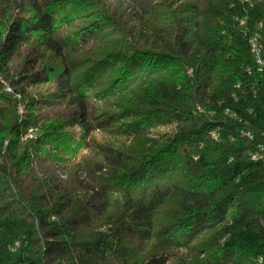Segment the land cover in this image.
<instances>
[{
  "label": "trees",
  "instance_id": "obj_1",
  "mask_svg": "<svg viewBox=\"0 0 264 264\" xmlns=\"http://www.w3.org/2000/svg\"><path fill=\"white\" fill-rule=\"evenodd\" d=\"M242 18L264 0H0V264H264V67ZM49 83L53 101L26 95ZM108 122L128 147L94 146Z\"/></svg>",
  "mask_w": 264,
  "mask_h": 264
},
{
  "label": "rangeland",
  "instance_id": "obj_2",
  "mask_svg": "<svg viewBox=\"0 0 264 264\" xmlns=\"http://www.w3.org/2000/svg\"><path fill=\"white\" fill-rule=\"evenodd\" d=\"M0 79V84L2 85ZM5 82V81H3ZM6 84H8L7 82H5ZM9 85V84H8ZM97 89H102L101 88H97ZM56 94V88L54 87L53 84L49 83V84H43V85H36V86H31L28 87L26 89V95H29L30 97H32L34 100L35 99H44V100H48V101H53L54 97ZM101 97L97 98V101L92 102V105L95 106L98 111L96 112V118L99 119L100 121H104L108 118L107 116H110V114L112 113H116L117 110L114 108H110V103L113 104L116 102L115 99H112L110 101V98L104 101H101L100 99ZM18 99V98H17ZM19 100V99H18ZM20 106L23 108V104H20ZM126 123V122H125ZM125 123L123 122H118V123H114L111 124L108 122L107 125V129L105 132H95L91 135V139L93 140L94 146H96L97 148L100 147L102 150H111V149H116L117 147H119V145H125L126 147H128L130 145V139L124 138V137H117L115 136V133L117 132V130L119 129H123L125 128ZM69 131H77V128H72ZM171 128H157L154 130L153 135L156 137V135H163V134H168L170 133ZM27 134H32L30 131H28ZM118 144H117V143ZM100 153V152H99ZM98 150L93 152L92 151V155L97 154V158L101 159L98 156ZM83 154H87V152L83 153ZM88 154H90V152H88ZM103 156V155H101ZM212 233H206L203 234L202 236H200L196 242H203L204 240L210 238L212 235ZM16 246H19L18 244H16Z\"/></svg>",
  "mask_w": 264,
  "mask_h": 264
},
{
  "label": "built area",
  "instance_id": "obj_3",
  "mask_svg": "<svg viewBox=\"0 0 264 264\" xmlns=\"http://www.w3.org/2000/svg\"><path fill=\"white\" fill-rule=\"evenodd\" d=\"M263 0L252 1V3H244L248 6L249 9L255 7L256 4H260ZM238 27L243 32V37L246 40L250 55L254 58V63L258 65L259 68L264 67V21H258L252 28H248L246 19H236ZM3 86V85H2ZM4 92H9L7 88L3 86ZM10 93V92H9ZM19 108V105H18ZM17 108V110H18ZM199 109V108H198ZM200 111V109H199ZM232 118H235V115L232 114ZM218 136L217 132L214 131ZM240 135L243 136L248 141L253 140L252 133L247 129H241L239 131ZM252 161H264V146L257 145L255 150L251 154Z\"/></svg>",
  "mask_w": 264,
  "mask_h": 264
},
{
  "label": "bare ground",
  "instance_id": "obj_4",
  "mask_svg": "<svg viewBox=\"0 0 264 264\" xmlns=\"http://www.w3.org/2000/svg\"><path fill=\"white\" fill-rule=\"evenodd\" d=\"M252 1H254V0H245V3H252ZM257 1V0H256ZM243 19V18H242ZM253 60H254V58H253ZM257 67H258V65H257ZM4 84V87L5 88H7L8 90H9V92H6V93H9V94H11L12 93V90H11V88L8 86V85H6L5 83H3ZM226 116H229V117H232V114L230 113V112H228V111H226L225 113H224ZM211 137L213 138V139H216L217 138V135L215 134V132H213L212 134H211ZM257 261H258V264H262V259L261 258H259V259H257Z\"/></svg>",
  "mask_w": 264,
  "mask_h": 264
}]
</instances>
